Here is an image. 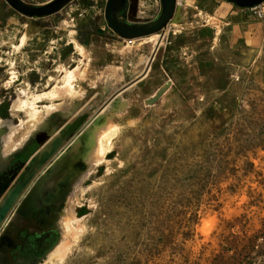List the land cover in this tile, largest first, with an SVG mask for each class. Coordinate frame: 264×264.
<instances>
[{"label":"rangeland","instance_id":"rangeland-1","mask_svg":"<svg viewBox=\"0 0 264 264\" xmlns=\"http://www.w3.org/2000/svg\"><path fill=\"white\" fill-rule=\"evenodd\" d=\"M105 1L0 0V264H264V2Z\"/></svg>","mask_w":264,"mask_h":264},{"label":"water","instance_id":"water-1","mask_svg":"<svg viewBox=\"0 0 264 264\" xmlns=\"http://www.w3.org/2000/svg\"><path fill=\"white\" fill-rule=\"evenodd\" d=\"M14 10L26 17H43L59 11L71 0H50L36 5L24 0H5ZM239 7H253L264 0H226ZM176 0H160L158 15L145 22H131L120 18L119 14L128 8V0H106L104 5V19L108 27L123 39H134L159 32L165 28L174 15ZM4 208L0 210V217Z\"/></svg>","mask_w":264,"mask_h":264},{"label":"bare ground","instance_id":"bare-ground-1","mask_svg":"<svg viewBox=\"0 0 264 264\" xmlns=\"http://www.w3.org/2000/svg\"><path fill=\"white\" fill-rule=\"evenodd\" d=\"M28 117H27V119H28V121H27V123H26V126H25V129H22L21 130V132H20V134H19V136H18V138H17V141L19 142V141H21L22 139H23V137H25V135H27L26 133L29 131L30 132V130L31 129H33V127H34V125L35 124H37L39 121H34V120H36V118H37V114L36 113H29L28 115H27ZM86 125V124H85ZM10 126L11 125H9L8 126V124H1L0 123V127H2V129H0V132H3V131H5V130H7L8 128H9V130H10ZM12 127V126H11ZM12 129H13V127H12ZM20 129V128H19ZM18 129V130H19ZM17 130V131H18ZM5 136V135H4ZM8 140V139H7ZM14 142V141H13ZM17 142V143H18ZM16 142H14V144H17ZM13 145L14 146V144H12V142H7V147L9 146V145ZM10 145V146H11ZM5 150V149H4ZM1 151V150H0ZM59 154V153H58ZM49 177V176H48ZM45 179L47 180V178L45 177ZM44 179V180H45ZM48 180H49V178H48ZM47 185V184H46ZM44 186V185H43ZM8 220V219H7ZM53 251V250H52ZM56 251V250H55ZM55 251H53V253L55 252Z\"/></svg>","mask_w":264,"mask_h":264},{"label":"crops","instance_id":"crops-1","mask_svg":"<svg viewBox=\"0 0 264 264\" xmlns=\"http://www.w3.org/2000/svg\"><path fill=\"white\" fill-rule=\"evenodd\" d=\"M129 4H130V0H128V6H129ZM175 8H176V6H175ZM127 10V9H126ZM131 12H132V15H137V13H139L140 12V10L138 9V6L137 7H135L134 9H132V10H130ZM124 12V11H123ZM103 17H104V15H103ZM129 20V19H128ZM171 20V19H170ZM170 22V21H169ZM168 22V23H169ZM167 23V24H168ZM97 27H101V28H103V29H106V28H108V25H107V23H106V21H105V19H104V21L103 20H100L99 21V19H98V23H97V25H96ZM167 26V25H166Z\"/></svg>","mask_w":264,"mask_h":264},{"label":"built area","instance_id":"built-area-1","mask_svg":"<svg viewBox=\"0 0 264 264\" xmlns=\"http://www.w3.org/2000/svg\"><path fill=\"white\" fill-rule=\"evenodd\" d=\"M261 3H262V2H261ZM261 3H260V4H261ZM257 6H259V4H258V5H255V6H253V7H250V8H252V9H253V8H256Z\"/></svg>","mask_w":264,"mask_h":264},{"label":"flooded vegetation","instance_id":"flooded-vegetation-1","mask_svg":"<svg viewBox=\"0 0 264 264\" xmlns=\"http://www.w3.org/2000/svg\"><path fill=\"white\" fill-rule=\"evenodd\" d=\"M1 186H2V185L0 184V188H1Z\"/></svg>","mask_w":264,"mask_h":264}]
</instances>
